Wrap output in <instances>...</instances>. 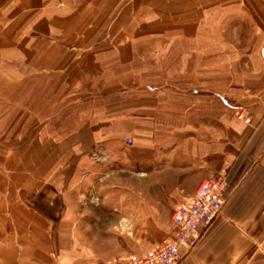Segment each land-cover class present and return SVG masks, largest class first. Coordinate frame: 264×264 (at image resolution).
<instances>
[{"label":"crops","instance_id":"0c3cea01","mask_svg":"<svg viewBox=\"0 0 264 264\" xmlns=\"http://www.w3.org/2000/svg\"><path fill=\"white\" fill-rule=\"evenodd\" d=\"M239 31L257 42L243 64L261 78L238 99L222 92L221 58L205 57L221 55L222 38ZM162 46L181 56L169 59L163 82L128 75L137 53ZM177 73L181 85L170 83ZM50 86L66 89L71 112L84 105L69 126L46 122L41 94ZM2 87L18 88L29 122L0 141V264L127 259L99 257L90 232L130 228V214L155 231L159 212L147 199L177 207L219 172L228 179L223 212L181 264H264V0H0ZM102 143L108 165L90 154ZM117 172L133 175L132 193L105 189ZM162 188L169 194L159 196Z\"/></svg>","mask_w":264,"mask_h":264},{"label":"rangeland","instance_id":"374dc122","mask_svg":"<svg viewBox=\"0 0 264 264\" xmlns=\"http://www.w3.org/2000/svg\"><path fill=\"white\" fill-rule=\"evenodd\" d=\"M103 25L99 23V15L95 13L93 15V24H92L93 28L99 29ZM110 25L113 26L114 28L116 26V23L115 24L111 23ZM123 25L125 27H129L130 24H123ZM158 41L167 42L166 45H168V43L171 42V40H158ZM256 44H257L256 40H251L247 38L244 32L239 31L237 36H235L234 33H227L222 38V44L220 45V47L223 48L225 51L222 50L221 55H215V56L208 55L205 57V62H207V60L212 58L216 59L217 61L221 58L223 93L227 94L228 96L232 95L233 98H236L238 95V99H239L242 96V94L245 93V90H247L248 87H252L254 78L256 79L261 78L260 75H257L256 71L254 70L252 71L243 64L245 62V59L247 58L245 55L247 48H251ZM191 47H193L192 44ZM166 49L168 50V48L162 46V48H158L155 51H152V53H145L144 51L137 53L136 56L137 61L132 64L134 68H130L127 71V72L130 71L128 75H132V76H136V78H140V81L143 83H147L154 78L158 79V81L161 80L163 82L164 80L161 78H165L169 76V74H171L170 70L167 69L168 62H170L169 59L174 58V62L177 64L181 58L180 54L173 56L168 55ZM225 52H227V54H225ZM236 62L239 63L237 65L238 72L236 71L235 68ZM206 68L207 70L209 68L212 69L213 62L209 61V63L206 64ZM179 74L180 73H177L170 83L181 85L179 79L181 76ZM14 89L16 92L18 88H13V87L0 88V94L3 91L5 92V90H7L8 93L6 95V98L10 99L5 102L4 101L0 102V141H3V139L6 141H10L14 137H17L18 135L16 134L17 133L20 134L21 127L29 122V119L25 118V115L24 116L21 115V113L23 112L22 109L23 104L21 103L22 94H20V91H17L13 95ZM56 89L57 88H54L52 86L46 87L43 88L44 92L43 94H41V96H44L43 103L47 115L46 122L48 123L49 128L50 127L64 128L65 126H69L70 124L69 117L71 116L72 113L75 112L79 116L83 113L82 109L84 105H79L78 110L71 112L69 103L67 101L68 98H64L66 97L64 95L66 89L61 90V92H59L58 94L54 92ZM85 97L86 96L77 100L78 101L85 100ZM59 99H62L61 103H58ZM84 102L86 103V101ZM87 102L91 103V105L89 104L90 106L89 112H91L92 111L91 106H93V104L91 100ZM192 102H191L192 108L206 106V104L203 102L198 103V101L196 100L193 103ZM193 105L195 107H193ZM29 110L36 111L37 104H30ZM30 121L35 122L36 119L35 120L30 119ZM130 137L131 136H125L124 140L126 141V143L128 138ZM100 148H102L101 150L102 155L100 156L101 162L97 164L101 165L105 163V165H108L110 157L108 155V150L106 149V146L104 147V143L100 145ZM116 168H117L116 165H112V166L110 165V170L113 169L115 170ZM134 181L135 180L132 174L121 173V172L112 173L109 176H105V189L110 190L112 189L113 186H119L120 190H124L125 192L128 193L129 192L132 193L135 186ZM165 187L168 188V186ZM138 189L140 188L138 187ZM143 189L144 188L142 187V190ZM166 192L167 189L162 188V191H159L158 194L159 196L162 194H169ZM83 201L86 204L95 208L99 206V202L97 203V201L90 200L89 198L88 199L86 198ZM127 201H131V200L127 199ZM84 202L82 203L83 206L86 205ZM147 203L151 204L152 208L156 209L159 212L157 215V225L151 226L152 229H154L155 231H152L149 228H145L146 225L144 226L143 222L141 225L137 224L135 226V222L138 223L139 218L143 219V216L141 217L138 214L137 215L132 214V216L130 214L129 216H126V218L130 219L133 222L130 225V228L128 227L127 229H121L118 231H101V230L91 231L90 232L91 239L89 242L93 246L94 251L98 254L99 257L105 259V257L109 256L111 257V259H113L123 256H130V255L139 256L146 253L153 246L162 243L163 241L167 240L170 237L172 233L171 230L172 215L176 207L174 206L172 208L171 206L175 205V203H178L177 200H170L166 198H153V199L149 198L147 199ZM99 226H101V224H99Z\"/></svg>","mask_w":264,"mask_h":264},{"label":"built area","instance_id":"2783aa9c","mask_svg":"<svg viewBox=\"0 0 264 264\" xmlns=\"http://www.w3.org/2000/svg\"><path fill=\"white\" fill-rule=\"evenodd\" d=\"M246 120V118H245ZM132 145L131 139L127 140ZM102 148L95 146L90 154L96 163L101 162ZM228 188L227 174L219 172L205 180L194 198L179 205L172 215L170 239L146 253L107 264H181L187 255L194 252L199 239L206 229L222 214L225 206V193ZM97 199L93 198V201Z\"/></svg>","mask_w":264,"mask_h":264}]
</instances>
